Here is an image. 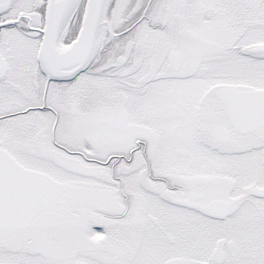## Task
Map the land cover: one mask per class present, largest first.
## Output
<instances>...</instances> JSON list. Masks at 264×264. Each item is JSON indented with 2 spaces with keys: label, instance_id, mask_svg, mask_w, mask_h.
<instances>
[{
  "label": "snow or ice",
  "instance_id": "1",
  "mask_svg": "<svg viewBox=\"0 0 264 264\" xmlns=\"http://www.w3.org/2000/svg\"><path fill=\"white\" fill-rule=\"evenodd\" d=\"M0 264H264V0H0Z\"/></svg>",
  "mask_w": 264,
  "mask_h": 264
}]
</instances>
